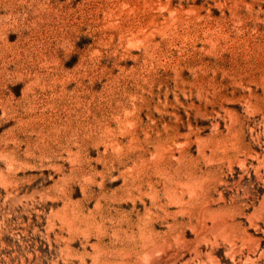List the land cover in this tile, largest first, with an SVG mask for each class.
Instances as JSON below:
<instances>
[{"label":"rangeland","instance_id":"1","mask_svg":"<svg viewBox=\"0 0 264 264\" xmlns=\"http://www.w3.org/2000/svg\"><path fill=\"white\" fill-rule=\"evenodd\" d=\"M121 263L264 264V0H0V264Z\"/></svg>","mask_w":264,"mask_h":264},{"label":"bare ground","instance_id":"2","mask_svg":"<svg viewBox=\"0 0 264 264\" xmlns=\"http://www.w3.org/2000/svg\"><path fill=\"white\" fill-rule=\"evenodd\" d=\"M190 187V186H189ZM170 197V196H169ZM144 226V225H143ZM138 228V227H137ZM177 237H175V239H176ZM233 238V237H232ZM178 240V239H177ZM179 241H180V239H179ZM178 242V241H177ZM163 244V243H162ZM234 243H232V245H233ZM153 245V244H152ZM181 245H182V243H181ZM159 246H161L160 244H159ZM159 246H158V250H159ZM162 248H164V246H161ZM187 247V246H186ZM193 250V249H192ZM196 250H194V252H195ZM158 256V255H157ZM156 262V261H155ZM122 264V263H121Z\"/></svg>","mask_w":264,"mask_h":264}]
</instances>
